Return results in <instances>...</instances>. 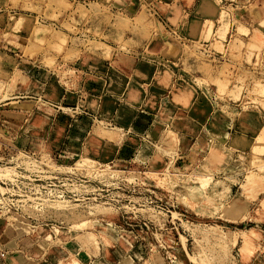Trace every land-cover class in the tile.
<instances>
[{
	"label": "rangeland",
	"instance_id": "1",
	"mask_svg": "<svg viewBox=\"0 0 264 264\" xmlns=\"http://www.w3.org/2000/svg\"><path fill=\"white\" fill-rule=\"evenodd\" d=\"M110 1L8 0L0 6V24L17 49H1L0 57L21 56L26 64L38 60L62 83L73 69H60L59 59L96 66L111 57L108 42H115L120 52L135 54L122 100L151 103L159 117L173 106L192 113L199 105V120L208 127L191 146L198 159L180 168L171 159L158 168L86 155L63 162L38 144L0 161V190L28 197L24 217L1 218L12 229L33 234L48 264H264V120L251 118L246 127L241 121L248 107L264 110V37L232 18L230 0H200L193 9L196 26L190 27L187 10L170 19L183 35L188 33L183 25L191 29L189 41L171 31L164 35L180 46L179 53H141L136 45L149 40L155 25L149 8L142 2L129 18L114 13ZM255 28L263 29L264 19ZM15 57L14 64L6 61L7 70L0 65L3 98L15 89L16 77L30 78L11 75ZM209 109L215 119L208 117ZM113 129L93 121L92 130L102 136H119ZM178 141V133L167 128L159 142L170 155ZM144 149L147 154L141 145L138 159ZM234 196L244 204L235 213L228 210ZM251 227L253 240L246 243L233 242L226 230L238 236Z\"/></svg>",
	"mask_w": 264,
	"mask_h": 264
},
{
	"label": "crops",
	"instance_id": "2",
	"mask_svg": "<svg viewBox=\"0 0 264 264\" xmlns=\"http://www.w3.org/2000/svg\"><path fill=\"white\" fill-rule=\"evenodd\" d=\"M6 2L8 0H0V6ZM142 2L149 8L155 25L150 28L149 40L145 42L144 39L136 45L137 51L159 54L161 49H165L172 55L179 53L180 46L164 35L171 31L181 40L189 41L187 34L191 26L197 25L198 18L193 16V9L200 0H111L109 7L114 13L132 18ZM229 5L233 19L245 23L250 34L260 39L264 37V28H255L264 19V0H230ZM180 10H187L193 20L190 27L183 25L182 29L188 32L185 35L170 22ZM3 31L0 24V52L1 49L13 50L15 47L9 43L8 37L3 36ZM108 43L114 49L111 57L100 58L96 66L92 63L84 65L79 60H68L64 64L59 59L60 69H73L62 83L56 78L55 70L38 60L27 65L21 56L6 54L0 57L2 71L8 68L6 61L14 64L11 57H15L16 70L11 75L22 72L31 78L27 85H23L16 77L15 89L7 92L4 98L5 90L0 95V161L9 160L17 151L31 150L38 144L63 162L86 155L101 162L158 168L171 159L173 166L180 168L188 167L198 159L191 146L208 127L206 122L199 120V105L192 113L189 108L173 106L159 117L151 103L131 101L130 104L122 100L130 82L135 54H124L117 50L115 42ZM172 58L176 59L169 57ZM187 61L192 60L187 58ZM211 112L209 109L208 117L215 119ZM242 115L245 127L251 118L264 120V110L259 106L248 107ZM94 120L111 123L112 131L119 132V136L108 138L92 130ZM167 128L175 130L179 136L176 151L170 155L159 142ZM158 142L161 147L157 153L155 145ZM141 145H146L148 151L143 159H138ZM35 240L33 234L31 237L12 229L0 217V264H48L41 258L43 253Z\"/></svg>",
	"mask_w": 264,
	"mask_h": 264
},
{
	"label": "built area",
	"instance_id": "3",
	"mask_svg": "<svg viewBox=\"0 0 264 264\" xmlns=\"http://www.w3.org/2000/svg\"><path fill=\"white\" fill-rule=\"evenodd\" d=\"M53 177L56 178L57 176L55 175ZM34 179L36 181L40 180V178H34ZM0 182L3 183L2 180H0ZM2 188H5V187H2ZM12 188L13 186H11V189ZM30 189H34V191H37V192L39 191V188L37 186L36 187L31 186ZM14 196H17V197L20 196V199L14 198ZM26 201H28V197L26 194L14 193V192L10 193V191H7V190L6 191L0 190V217L4 215H16V216L24 217L25 213H23L22 207L24 204H26ZM29 202H32V201H29ZM34 202H38V201L34 199ZM26 217L29 218L28 215H26Z\"/></svg>",
	"mask_w": 264,
	"mask_h": 264
},
{
	"label": "bare ground",
	"instance_id": "4",
	"mask_svg": "<svg viewBox=\"0 0 264 264\" xmlns=\"http://www.w3.org/2000/svg\"><path fill=\"white\" fill-rule=\"evenodd\" d=\"M207 8H208V9L210 8V10L213 9V8L209 5V2H208V7H207ZM211 8H212V9H211ZM22 78H23V79H22ZM24 78H25V77L23 76V77H21L18 81L21 82V81L23 80L22 82H25V84H24V83H23V84H24V85H27L28 82H30V81H29L30 78L28 79V77L26 76V78L28 79V82H27V79L25 78V79H26V81H25ZM20 80H21V81H20ZM22 82H21V83H22ZM26 82H27V84H26ZM36 118H37V115L35 116V119H36ZM35 119H34V120H35ZM145 152H146V150L144 149V150H143V153H145ZM217 152H218V151H217ZM220 153H221V151H220ZM222 153H223V152H222ZM222 153H221V154H222ZM224 153H225V152H224ZM222 155H223V154H222ZM238 197H239V196H234L233 198H231V201H230V202H231V203H230L231 205H230V206L228 205L229 203L227 204L229 207H232V208H229V207H228V210H229V211H231L230 209H233V212H234V210H236L237 207H239V208L241 209V208H242V205H244V204H243V200L241 201V199H238ZM57 206H58V205H57ZM63 207H64V206H63ZM235 212H236V211H235ZM235 212H234V213H235ZM79 222L81 223V222H85V221H82V220H81V221H79ZM79 222H78V223H79ZM78 223H77V224H78ZM77 224H76V225H77ZM59 227H60V226H59ZM254 228H255V227H254ZM254 228L251 227V228H249L248 230H239L240 232H236V231H235L236 233H238V236L233 235V233H234L233 231H234V230L232 231V230H230L229 228L226 229V230H227V232H228V235L231 234V235H230V236H231L230 239H232L233 242H236V241H238V240L240 239V240H242V242L246 243L247 241L250 242L251 239L253 240V237L248 236V235H249L250 233H253V232L255 231ZM48 231H49V230H48ZM66 232H67V231H66ZM63 234H64V233H63ZM90 241H91V243L95 242V241H93V240H90ZM92 241H93V242H92ZM249 242H248V243H249ZM94 244H95V243H94ZM249 244H250V243H249ZM71 245H72V247H74V249L76 248V245H74L72 242H70V246H71ZM248 248H250V247H248ZM250 250H251V249H250ZM158 262H159V261H158ZM160 262H161V261H160ZM63 264H75V262H73V260H72V261L70 260V262H69V260H68V261L65 260V261H63ZM160 264H161V263H160Z\"/></svg>",
	"mask_w": 264,
	"mask_h": 264
}]
</instances>
